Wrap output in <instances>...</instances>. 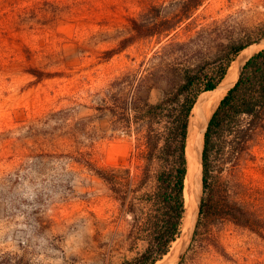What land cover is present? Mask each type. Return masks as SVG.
Segmentation results:
<instances>
[{
  "label": "rangeland",
  "instance_id": "1",
  "mask_svg": "<svg viewBox=\"0 0 264 264\" xmlns=\"http://www.w3.org/2000/svg\"><path fill=\"white\" fill-rule=\"evenodd\" d=\"M168 2L0 0V262L120 264L132 255L131 217L74 156L128 164L135 135L115 129L112 115L97 107L113 78L150 58L156 38L139 40L110 60L102 54L130 33V16ZM202 12L264 24V0H208ZM28 66L58 75L36 81ZM159 96L152 92L153 100ZM253 150L248 165L224 179L236 198L264 217V134ZM220 229L228 255L210 250L189 264H264V227L262 234L232 222Z\"/></svg>",
  "mask_w": 264,
  "mask_h": 264
},
{
  "label": "trees",
  "instance_id": "2",
  "mask_svg": "<svg viewBox=\"0 0 264 264\" xmlns=\"http://www.w3.org/2000/svg\"><path fill=\"white\" fill-rule=\"evenodd\" d=\"M207 2L169 0L151 5L140 15L130 16V33L102 54L110 60L139 40L156 38L150 58L113 78L97 107L112 115L115 129L135 135L128 164L100 165L90 157L74 156L106 183L120 213L131 217L128 236L133 253L120 264H155L182 235L194 106L204 92L220 84L245 48L264 37V24H248L232 13L205 16L202 10ZM27 72L36 81L58 75L36 66H28ZM154 90L160 92L156 100L152 99ZM262 134L264 48L247 59L208 122L198 216L177 264H189V259L210 250L228 255L220 244V225L226 222L262 234V214L236 198L235 188L224 179L225 173L235 174L248 165Z\"/></svg>",
  "mask_w": 264,
  "mask_h": 264
},
{
  "label": "bare ground",
  "instance_id": "3",
  "mask_svg": "<svg viewBox=\"0 0 264 264\" xmlns=\"http://www.w3.org/2000/svg\"><path fill=\"white\" fill-rule=\"evenodd\" d=\"M264 37L245 48L232 62L225 78L214 89L204 92L193 109L188 140L189 170L186 177V212L182 235L173 243L170 251L155 264H174L184 244L190 240L191 230L199 211L202 194V150L208 122L226 92L236 83L247 59L262 45ZM264 46V45H263ZM261 48V47H260ZM206 95L205 97H203ZM195 114V116H194ZM186 246V245H185Z\"/></svg>",
  "mask_w": 264,
  "mask_h": 264
},
{
  "label": "water",
  "instance_id": "4",
  "mask_svg": "<svg viewBox=\"0 0 264 264\" xmlns=\"http://www.w3.org/2000/svg\"><path fill=\"white\" fill-rule=\"evenodd\" d=\"M194 116H195V114H194ZM205 135V134H204ZM203 144H204V142H203Z\"/></svg>",
  "mask_w": 264,
  "mask_h": 264
}]
</instances>
